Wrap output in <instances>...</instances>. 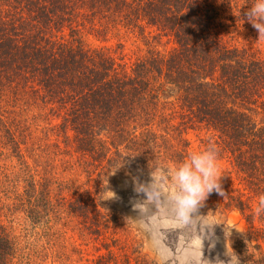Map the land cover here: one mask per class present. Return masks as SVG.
Wrapping results in <instances>:
<instances>
[{
  "label": "trees",
  "instance_id": "obj_1",
  "mask_svg": "<svg viewBox=\"0 0 264 264\" xmlns=\"http://www.w3.org/2000/svg\"><path fill=\"white\" fill-rule=\"evenodd\" d=\"M223 1L0 0V157L10 161L0 204L22 207L34 226L63 208L91 225L107 184L184 159L185 130L202 128L253 195L224 207L253 216L250 200L264 194V57L224 40ZM119 30L137 33L144 55L126 63L121 44L117 57L85 44ZM50 156L92 189L54 196L68 181ZM262 244L264 232L238 242L241 264H264ZM0 264H32L1 220Z\"/></svg>",
  "mask_w": 264,
  "mask_h": 264
},
{
  "label": "rangeland",
  "instance_id": "obj_2",
  "mask_svg": "<svg viewBox=\"0 0 264 264\" xmlns=\"http://www.w3.org/2000/svg\"><path fill=\"white\" fill-rule=\"evenodd\" d=\"M229 1L232 2L231 6H235V10L227 4ZM250 3L249 0L222 2L220 8L226 30L224 40L233 44L237 42L238 45L245 46L258 53L260 57H264V37L258 39L257 30L246 20L243 21L244 11ZM217 4L221 5V2ZM84 38L85 44L92 48L110 47L116 57L120 52L116 50V45L121 44L126 63L141 57L146 51L142 38L137 33L131 34L125 30L113 32L108 36L107 42H102V39L92 35H86ZM155 47L162 50L168 49L170 45L162 47L159 44ZM183 137L187 144L185 152L198 151L208 143H213L212 139L209 140L210 134L202 128L185 130ZM218 156V174L221 176L220 185L224 195L213 191L197 212L193 213V215H207L198 219L217 224L213 226L210 236L208 229L205 228V238L202 240V255L210 261L225 259V247L228 248L229 253L232 251L235 253L236 245L242 239L255 236L260 238L264 232V215L257 214L255 211L257 199L250 200L254 209L253 216H249L248 211L242 215L238 210L224 207V203L229 201V196L241 197L244 200L253 195L246 189L244 182L224 155L218 152ZM51 157L45 164L54 165L55 172L59 173L57 176L68 181L67 189L62 191L54 189V196L67 193L69 190L66 195L68 199H71L72 192H81L83 187L92 189L93 183L89 182L87 185L84 175L72 172L63 165L59 167L58 163L51 162ZM171 163L173 162L170 161L168 164ZM0 165L9 169L10 161L3 155L0 157ZM140 177L143 178H135L137 182L148 183L150 180V176ZM118 184L116 189L112 184H107L111 190L110 192L104 190L107 194L103 197L106 211L100 209V214L90 220L93 223L91 225L83 215L68 213L63 208L50 227L34 226L24 209L13 204L12 201L0 204V220L17 241L24 257L28 258L32 264H162V262L163 264H180L188 246L199 242L196 237V222L194 221L190 228L178 227L167 220H164L162 224L145 220L141 226H137L135 222L126 218H136L138 211L132 208V203L144 200L146 196L142 192L134 191L133 181L118 182ZM124 189H126L125 192H123ZM111 209L119 212L118 215L123 222L113 223L109 215ZM155 211V206H150L148 214ZM148 230H151L155 237L159 256L148 246ZM197 231L199 232V225H197ZM224 233L226 237L229 236L225 238ZM210 243L213 245L211 248ZM261 246L264 249V245ZM239 259L241 262L242 259L240 257Z\"/></svg>",
  "mask_w": 264,
  "mask_h": 264
},
{
  "label": "clouds",
  "instance_id": "obj_3",
  "mask_svg": "<svg viewBox=\"0 0 264 264\" xmlns=\"http://www.w3.org/2000/svg\"><path fill=\"white\" fill-rule=\"evenodd\" d=\"M243 17V21L246 20L257 30L258 39L264 37V0H251ZM218 159L217 147L208 143L201 150L188 152L185 158L178 162L171 164L154 162L149 167L148 183L137 182L135 177L133 178L134 191L144 193L146 199L132 203V208L138 211V215L136 218L128 217L127 220L135 222L137 226H141L145 220L155 221L158 224L167 220L178 227L185 228H190L192 223L196 222V237L199 242L188 246L180 264H241L239 257L233 251L229 253L227 247H225L223 260L210 261L203 257L204 230L207 228L210 236L213 226L217 224L198 219L207 215H193L213 191L224 195L220 185L221 176L218 174ZM150 206H155L156 209L152 214H148ZM255 211L257 214L264 212V194L259 196ZM197 225H199V232ZM148 232V246L159 256L155 237L151 230ZM212 246L210 243L209 247Z\"/></svg>",
  "mask_w": 264,
  "mask_h": 264
}]
</instances>
